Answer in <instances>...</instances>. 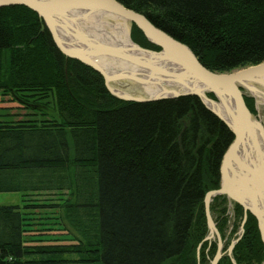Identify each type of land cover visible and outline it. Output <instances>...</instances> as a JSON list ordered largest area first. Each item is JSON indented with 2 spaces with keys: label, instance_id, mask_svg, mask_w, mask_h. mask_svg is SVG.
Masks as SVG:
<instances>
[{
  "label": "trees",
  "instance_id": "16d2710c",
  "mask_svg": "<svg viewBox=\"0 0 264 264\" xmlns=\"http://www.w3.org/2000/svg\"><path fill=\"white\" fill-rule=\"evenodd\" d=\"M119 1L188 44L212 70L264 60V0ZM41 27L26 5L0 7V92L29 112L0 118V192L71 189L63 217L82 235L93 220V237L31 242L33 207L0 204V264H210L218 241H204V199L219 187L231 130L197 95L115 96L99 71L63 54ZM132 38L161 50L135 23ZM244 98L256 115V99ZM228 204L217 196L211 212L231 244ZM234 206L239 226L245 212ZM244 229L233 257L262 264L264 242L251 212ZM218 264H233L231 256Z\"/></svg>",
  "mask_w": 264,
  "mask_h": 264
},
{
  "label": "water",
  "instance_id": "95a60500",
  "mask_svg": "<svg viewBox=\"0 0 264 264\" xmlns=\"http://www.w3.org/2000/svg\"><path fill=\"white\" fill-rule=\"evenodd\" d=\"M17 4L35 10L42 21L41 30L50 32L58 49L67 57L78 59L99 71L115 96L133 101L199 96L233 134L221 159L219 187L208 191L204 199L209 226L206 239L218 238V250L211 264H218L224 254L223 238L211 212V203L217 196L225 195L230 205L238 202L247 212L250 211L258 220L264 242V125L244 98L250 95L256 101L257 96L264 99V60L229 72L212 70L200 61L188 44L155 25L144 13L125 6L119 0H0V7ZM92 18L105 21L100 26H91ZM134 23L161 50L136 43L130 35V27ZM93 27L96 29L92 30ZM127 27L129 43H124L117 38V32ZM100 60L133 66L136 70L107 69ZM161 61L173 63V69L165 67ZM126 80L141 83L146 96L131 94L113 85ZM154 82L167 85L172 82L177 88L185 86L187 89L176 91L173 90L175 86H168L172 91L151 95L146 86ZM209 92L214 93L217 99L209 97ZM218 104L223 112L215 108ZM245 221L246 218L240 236L228 248L233 264L237 262L232 252L244 233Z\"/></svg>",
  "mask_w": 264,
  "mask_h": 264
},
{
  "label": "rangeland",
  "instance_id": "374dc122",
  "mask_svg": "<svg viewBox=\"0 0 264 264\" xmlns=\"http://www.w3.org/2000/svg\"><path fill=\"white\" fill-rule=\"evenodd\" d=\"M105 20L103 19H94L90 22L89 25H102ZM129 30V27H127ZM96 27H93L92 30H95ZM124 29H120L119 33L122 32ZM130 35L132 37V27H130ZM119 36V35H118ZM133 39V38H132ZM137 43V42H136ZM139 44V43H138ZM140 45V44H139ZM8 53H5V62L8 60ZM243 68V67H242ZM240 69V68H238ZM236 70V69H235ZM113 85L123 89L124 91L131 93V94H142L145 95L144 89L141 86V83H138L134 80H126V81H117ZM247 94H251L250 91L245 90ZM209 96V95H208ZM210 97V96H209ZM24 104H20L18 100L14 99L12 95L2 94L0 92V108H6L5 110L0 111V118L1 120L9 119L10 117H15V120L19 119H27L26 115L28 116L29 112L24 108ZM257 107V117H259L264 125V99L257 96L256 101ZM49 112L52 113V109H49ZM70 173V171H69ZM71 189H65L61 191L53 190H41V191H33L29 195V201L24 200L27 205H30L31 209L28 211L30 212L29 217L32 223V235L30 237L32 241H51V242H58V243H76L79 238L84 239L86 236L93 237V220L86 219V230L85 233L82 235L80 232L78 233L73 227H71L68 222L64 219V207L66 201L72 199L70 194ZM19 204L20 201L17 199V196H13L11 194L7 195L6 193H0V204ZM25 205V206H27ZM234 202H232V207L229 208L227 215L229 214L230 223L229 229L227 230L228 233L226 238L229 237V240L232 238L234 239L238 236L241 226L243 222L241 219L239 226H234L233 222L235 220L234 214ZM213 215V214H212ZM214 218V217H213ZM237 219V218H236ZM215 220V219H214ZM216 222V221H215ZM239 224V220H237ZM234 226V229H233ZM238 228V229H237ZM233 229V230H232ZM209 234V233H208ZM208 236V235H207ZM206 236V237H207ZM225 238V239H226ZM216 238L204 239L214 241ZM226 240H223V251L224 253L227 252V248L230 244L228 241L225 243ZM232 243V242H231ZM208 251V249H207ZM213 260V258L211 259Z\"/></svg>",
  "mask_w": 264,
  "mask_h": 264
},
{
  "label": "bare ground",
  "instance_id": "6f19581e",
  "mask_svg": "<svg viewBox=\"0 0 264 264\" xmlns=\"http://www.w3.org/2000/svg\"><path fill=\"white\" fill-rule=\"evenodd\" d=\"M130 8V7H129ZM94 18L91 19V21L93 20ZM128 28L124 29L122 32L118 33L117 32V38L121 41V42H124V43H129V38H128ZM119 35V36H118ZM144 55H147V56H150V54L148 53H142ZM102 61V60H100ZM157 63V62H156ZM162 65H164L165 67H168L170 69H173V63L171 62H168V61H161ZM101 64H103V67L107 68V69H111V68H114V69H126V68H132L131 70H136L135 67L131 66V67H127L125 65H119L117 64L116 62H110L109 60H104L101 62ZM171 85H167V84H161L159 82H154L153 84L151 85H148L146 86V90L151 94V95H155L157 93H167V91H172V88H168V86H175L172 82H170ZM187 88L185 86H179V88H177L175 86V88L173 90H176V91H185ZM215 108L221 112H223L220 104L218 105H215ZM246 222V221H245ZM218 228V227H217ZM220 232V231H219ZM221 234V233H220Z\"/></svg>",
  "mask_w": 264,
  "mask_h": 264
},
{
  "label": "crops",
  "instance_id": "0c3cea01",
  "mask_svg": "<svg viewBox=\"0 0 264 264\" xmlns=\"http://www.w3.org/2000/svg\"><path fill=\"white\" fill-rule=\"evenodd\" d=\"M32 191H25V192H0V193H6L7 195H10L11 196V194L13 195V196H17V199L20 201V203L19 204H17V203H15V204H5V205H23L24 204V200H23V193H28L29 195L30 194H33V193H31ZM29 196H27L26 198H28ZM26 204V203H25ZM4 205V204H3Z\"/></svg>",
  "mask_w": 264,
  "mask_h": 264
},
{
  "label": "flooded vegetation",
  "instance_id": "af4514ba",
  "mask_svg": "<svg viewBox=\"0 0 264 264\" xmlns=\"http://www.w3.org/2000/svg\"><path fill=\"white\" fill-rule=\"evenodd\" d=\"M228 201H229V199H228ZM229 203H230V202H229ZM228 207L230 208V207H232V205L228 204ZM233 207H234V206H233ZM243 208H244V207H243ZM244 212H245V214H244L243 218H244V219L246 218V221H247V218H248V212H250V211L247 212V211L244 209ZM234 214H235V209H234ZM246 214H247V217H246ZM244 219H243V221H244ZM243 221H242V222H243ZM245 223H246V222H245ZM245 223H244V225H245ZM216 224H217V223H216ZM240 229H241V228H240ZM244 230H245V229H244ZM243 234H244V233H243ZM239 236H240V231H239L238 236H237L235 239H237ZM242 236H243V235H242ZM215 238H216L217 241H218L217 236H215ZM216 239H215V240H216ZM226 239H227V238H226ZM235 239H233V240H235ZM240 239H241V238H240ZM233 240H232V241H233ZM232 241H231V242H232ZM223 253H224V251H223ZM226 253H228V250H227V252H225L224 254H226ZM224 254H223V255H224ZM228 254H229V253H228ZM231 260H232V259H231ZM211 261H212V260H211ZM211 261H210V264H211ZM263 262H264V261H263ZM262 264H263V263H262Z\"/></svg>",
  "mask_w": 264,
  "mask_h": 264
}]
</instances>
